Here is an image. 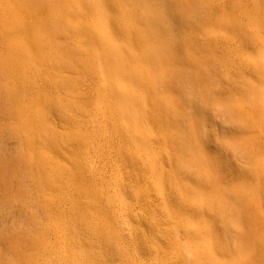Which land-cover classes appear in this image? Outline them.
<instances>
[{
    "label": "clouds",
    "instance_id": "obj_1",
    "mask_svg": "<svg viewBox=\"0 0 264 264\" xmlns=\"http://www.w3.org/2000/svg\"><path fill=\"white\" fill-rule=\"evenodd\" d=\"M163 4L173 0H37L46 39L22 37L36 72L13 55L7 25L0 26V264H264V0H207L196 17L201 29L231 37L213 42L227 77L198 53L188 60L175 18L161 16ZM97 59L106 88L92 72ZM169 65L179 71L165 73ZM133 83L143 85L144 99L125 94ZM127 103H138L163 161L155 181L122 124ZM218 105L231 106L244 123L225 122ZM232 141L245 144L244 155ZM66 182L77 196L58 241L53 222L33 221L25 207L42 190L58 196ZM185 187L210 203L194 204ZM14 209L18 228L6 222ZM14 232L26 237L24 247L3 243ZM185 241L215 258L189 257ZM257 242L255 262L243 249Z\"/></svg>",
    "mask_w": 264,
    "mask_h": 264
},
{
    "label": "rangeland",
    "instance_id": "obj_2",
    "mask_svg": "<svg viewBox=\"0 0 264 264\" xmlns=\"http://www.w3.org/2000/svg\"><path fill=\"white\" fill-rule=\"evenodd\" d=\"M178 1L181 9V15L185 17V18L183 17L184 19H182L184 23H182L181 25V33L184 38V49L188 60L189 61L194 60L198 53L200 56L204 57L207 60L208 65L210 66V70L221 71L226 77L229 76V71L226 63L224 61H221L216 56V53L213 49V42H218V41L230 42L231 37L227 32L218 30L216 28L210 27V28L201 29L200 25L195 22L198 14L201 11H203L204 4L207 2V0H178ZM162 8L163 6L161 7V9ZM197 32L201 34L198 36L196 40L192 41L191 36L194 35V33L196 34ZM25 67L33 72H36L37 70V69L34 70V67L31 64L27 63V60H25ZM93 67H95L94 71L92 70L93 74L96 72H97L96 74H100L98 60H96V64H93ZM176 69L177 68L174 65H169L165 67L163 71L165 73H167L168 71L175 73L177 72V70L179 71V69L177 70ZM172 70L175 71L173 72ZM96 74H94V76H97ZM185 79L186 82L189 84V86H191V81L188 80L187 77ZM130 88L131 86L129 88H126V90ZM104 104L105 102L96 99V95H95V107L97 113L100 115L103 114ZM217 111L225 122L236 125H240L244 123L243 119L240 116H238L237 112L231 106L218 105ZM95 122L98 121H94V123ZM122 122L124 123L126 122V120H124L123 118ZM206 147L208 152L214 155L217 158V160L221 158L214 144H208ZM132 148H134V145H132ZM239 149H240L239 152L236 153L240 155H244L246 152V147L242 141H239ZM144 155H143V157H145L144 161L146 160L147 162L145 161L146 164L143 165L151 173L150 178L153 181H155L157 179L156 176L157 165L158 164L162 165L163 161L160 159L158 160V156L155 153V151ZM190 161L192 163L189 162V159L185 161L186 166L193 167L195 162L192 160ZM228 171L230 172L231 169H228ZM61 186L60 188L59 187L57 188V192L59 193L58 196H53V194L48 190H42L39 194V202L30 207H25V211L33 221H40L43 216H47L53 222L54 228L56 230L55 232L56 239L58 241L62 240L61 230L64 226L62 224V221L65 219V213L69 209L75 206L76 196H77V189L72 183L66 182ZM182 191H186L190 193V198L192 202L195 201L194 198H197V201L199 202L200 206H205L210 203L208 197H206L203 193L196 191L195 189H188L187 187H185L184 190L182 189ZM17 203H20L22 205V202L16 201L14 199L13 204L15 205ZM219 206L221 208H225V205H223V203H221ZM62 209L63 211H61ZM164 210L166 212H164ZM211 210L212 209L210 208V211ZM160 211L162 213L167 214L166 207H161ZM6 222L7 224L12 225L13 227H17V228L20 227L22 224V217L20 211L18 209H14L6 218ZM171 228L173 229V231L171 230ZM167 230L169 231L171 230L172 232L176 231L174 226H169ZM9 242L17 247H24L27 243V240L25 236L19 234L18 232H14L9 240L3 241L5 245H7ZM190 242L191 241H185V252L189 257L201 258L207 256L208 258H215L214 253L209 252L207 254H204L198 247H196L192 242L191 243ZM243 252L245 256H247L248 258H250L252 261L255 262H258L262 258L261 255L262 247L259 244V242L249 247H246L245 249H243Z\"/></svg>",
    "mask_w": 264,
    "mask_h": 264
},
{
    "label": "bare ground",
    "instance_id": "obj_3",
    "mask_svg": "<svg viewBox=\"0 0 264 264\" xmlns=\"http://www.w3.org/2000/svg\"><path fill=\"white\" fill-rule=\"evenodd\" d=\"M162 6H163V8L161 9L162 18H167L169 15L173 16L175 18L174 26L177 31L181 32V25L182 23H184L182 19H184L185 17L181 15L179 1L173 0L172 5L163 4ZM65 11L67 15L70 16L71 14H73L74 10L69 6ZM43 15H44L43 11L37 7V0H0V26H3L5 24L7 25L6 27V31L8 33L7 43L12 49L13 55L19 58L22 62H24V65H25V60H27V63H29V60L33 55V52H32V48L22 37L24 34L31 32L33 38L36 39L37 41L43 42L46 39V34L43 31L39 30L37 27L38 21ZM47 15L48 18L51 19L53 15V11L51 7L48 8ZM147 15L148 14L145 13L146 17ZM199 32H197L196 34L194 33V35L191 36L192 41L198 38V36L201 34V33L199 34ZM60 43H63V41H61ZM75 47L77 50H79L80 48L78 44L75 45ZM84 55L86 57L87 54L85 53ZM97 60L99 64L100 74H96L97 72L94 74L97 75L95 77L101 82V85L106 88L109 86V81L107 79L105 66L102 61H100L99 59ZM84 63L87 64L86 59H84ZM94 64H96V61ZM31 65L34 67V70L37 69L34 64ZM95 67L92 66L93 71ZM36 71H38V69ZM120 71L121 73H123L124 77L129 81L133 79L131 74L128 73L126 69L121 68ZM125 94L131 95L135 97L137 100H142L144 99L145 96L144 87L139 83H133L130 89L128 90L125 89ZM96 99L105 102L104 93L100 89H97ZM144 102L146 103V100H144ZM123 113H124L123 118L124 120H126V122L124 123L122 122V123L125 128L126 134L130 139V142L132 143V145H134V148H132L134 155L136 156L137 159H139L142 162V164H146L147 161L146 160H145L146 162L144 161L145 157H143V155L155 151V145L151 141V128L148 125L141 123L142 115L138 103L125 104L123 107ZM190 160L191 159H189V162L192 163ZM194 200L195 201L193 203L199 205L197 198H194ZM164 212L166 211L164 210ZM171 230L173 231L172 228Z\"/></svg>",
    "mask_w": 264,
    "mask_h": 264
},
{
    "label": "snow or ice",
    "instance_id": "obj_4",
    "mask_svg": "<svg viewBox=\"0 0 264 264\" xmlns=\"http://www.w3.org/2000/svg\"><path fill=\"white\" fill-rule=\"evenodd\" d=\"M229 147L232 149L234 152H239V141H232L229 143Z\"/></svg>",
    "mask_w": 264,
    "mask_h": 264
}]
</instances>
